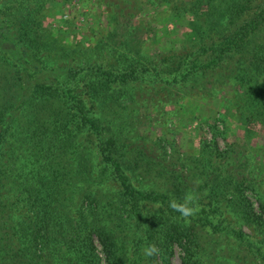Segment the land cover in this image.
Here are the masks:
<instances>
[{"label":"trees","instance_id":"16d2710c","mask_svg":"<svg viewBox=\"0 0 264 264\" xmlns=\"http://www.w3.org/2000/svg\"><path fill=\"white\" fill-rule=\"evenodd\" d=\"M31 1L0 0V264H171L183 242L181 264H264V196L259 212L245 197L252 171L220 163L215 174L205 142L171 162L137 130L140 108L176 114L186 90L224 87L241 121L264 129V0H180L193 51L154 59L125 44L116 66L105 60L120 47L45 38ZM189 191L199 210L185 219L169 201ZM151 244L159 252L145 257Z\"/></svg>","mask_w":264,"mask_h":264},{"label":"rangeland","instance_id":"374dc122","mask_svg":"<svg viewBox=\"0 0 264 264\" xmlns=\"http://www.w3.org/2000/svg\"><path fill=\"white\" fill-rule=\"evenodd\" d=\"M179 1L32 0L30 5L39 8L37 19L41 23V32L49 41L76 47L82 52L106 43L115 50L120 47V50L110 55V59L105 60L108 65L116 66L118 53L125 49V44L129 45L133 53L139 48L141 55L154 59L161 55L177 56L193 51L196 41L191 40L193 33L188 27V15L182 12L175 15L172 8ZM8 46L2 45V49ZM217 90L216 96L207 93L190 96L188 90L179 94L177 108L181 106L182 111L176 114L162 113L160 105L140 108L137 113L141 119L137 126L138 133L145 136L148 140L145 145L149 147L155 146L153 141L161 140L157 148L163 146L167 156H172L169 158L171 162H176L177 153L184 159L198 157L205 142L212 153L210 156L215 174L222 170L218 166L220 163L228 169L231 165H246L252 171L248 178L255 190H246L245 197L254 211L259 212L257 197L264 196V129L241 121L236 95L231 87ZM242 169L239 172L246 175ZM219 174L223 176L221 172ZM208 201L205 195L199 205L203 207ZM226 218L221 225L233 227V220L230 218V222L229 217ZM243 229L248 231L245 226ZM202 239L200 244L204 253L207 256L214 255L213 243H206ZM94 245L103 259L101 246L96 239ZM189 246L184 242L174 245L171 264H181ZM231 263L236 262L232 260Z\"/></svg>","mask_w":264,"mask_h":264},{"label":"clouds","instance_id":"9594fccd","mask_svg":"<svg viewBox=\"0 0 264 264\" xmlns=\"http://www.w3.org/2000/svg\"><path fill=\"white\" fill-rule=\"evenodd\" d=\"M198 197L194 192H187L185 196L183 197V202H178L175 199H171L169 201V207L180 213L182 218L187 219L188 217L193 216L198 210V206L195 205V202L197 201ZM159 252V249L155 244L148 245L143 249V253L145 257H153L157 255Z\"/></svg>","mask_w":264,"mask_h":264}]
</instances>
